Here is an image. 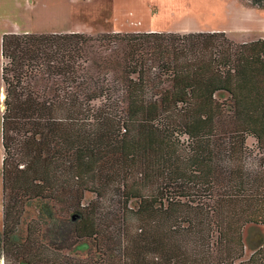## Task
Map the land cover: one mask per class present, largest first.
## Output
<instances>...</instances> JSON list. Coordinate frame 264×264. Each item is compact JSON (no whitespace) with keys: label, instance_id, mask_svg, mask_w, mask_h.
<instances>
[{"label":"trees","instance_id":"16d2710c","mask_svg":"<svg viewBox=\"0 0 264 264\" xmlns=\"http://www.w3.org/2000/svg\"><path fill=\"white\" fill-rule=\"evenodd\" d=\"M0 72L4 264H264V39L4 34Z\"/></svg>","mask_w":264,"mask_h":264},{"label":"rangeland","instance_id":"374dc122","mask_svg":"<svg viewBox=\"0 0 264 264\" xmlns=\"http://www.w3.org/2000/svg\"><path fill=\"white\" fill-rule=\"evenodd\" d=\"M244 0H0V71L1 38L4 34L82 33H210L212 30L239 28L243 23L254 28L264 25V9L245 13ZM257 9V8H256ZM251 22V23H250ZM248 35V34H247ZM245 35V37H247ZM232 35H230L231 37ZM242 39V35H236ZM234 37L233 40H237ZM233 38V36L231 37ZM1 85V72H0ZM2 100V99H1ZM0 100V231L2 228L1 180V101ZM244 256L248 261L254 250L264 244V225H249L244 229ZM85 240H81L79 243ZM103 249L114 248L108 236ZM71 258L93 255L94 248L80 246ZM101 252V250H97ZM80 253V254H79ZM101 261V258L96 260ZM0 264H4L0 247Z\"/></svg>","mask_w":264,"mask_h":264},{"label":"crops","instance_id":"0c3cea01","mask_svg":"<svg viewBox=\"0 0 264 264\" xmlns=\"http://www.w3.org/2000/svg\"><path fill=\"white\" fill-rule=\"evenodd\" d=\"M241 10L245 13H249L250 16H252L253 13H258L259 9L256 8H247L242 7ZM251 23V22H250ZM222 32L225 34V36L234 41L235 43H246L249 41L257 40V39H264V25H262L259 28H254L250 24L243 23L239 28L234 29L233 26H230L228 29H221V30H212V32ZM248 34V35H247ZM230 35L233 36V38L230 37ZM236 35H242V39H239L236 37ZM247 35V37H245ZM234 37H236L237 40H233ZM2 93V87L0 85V95Z\"/></svg>","mask_w":264,"mask_h":264},{"label":"bare ground","instance_id":"6f19581e","mask_svg":"<svg viewBox=\"0 0 264 264\" xmlns=\"http://www.w3.org/2000/svg\"><path fill=\"white\" fill-rule=\"evenodd\" d=\"M4 98V95H3V93H1V95H0V100L1 99H3ZM2 101V100H1Z\"/></svg>","mask_w":264,"mask_h":264}]
</instances>
